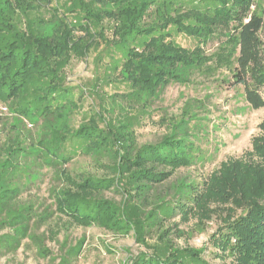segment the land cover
<instances>
[{"label": "trees", "instance_id": "1", "mask_svg": "<svg viewBox=\"0 0 264 264\" xmlns=\"http://www.w3.org/2000/svg\"><path fill=\"white\" fill-rule=\"evenodd\" d=\"M50 1L0 0V99L9 104V109L40 123L43 133L36 143L34 139H23L22 131H18L0 146V254L16 253L26 239L39 256L50 257L52 264H74L83 239L75 245L65 243L62 254L55 257L46 247L45 234L37 232L55 212L82 224L89 220L109 228L134 224L142 235L144 229L149 231L177 211L183 216L197 209L206 212L213 200L230 202L244 210L237 218H229L213 236L221 256L230 253L233 264H264V138L253 140L254 153L261 157V164L223 162L220 172L210 176L203 188L182 179L172 186L170 203L155 188L175 169L191 164L194 136L207 118L186 110L159 142L142 145L136 141L130 120L104 118L101 127L98 120L104 114L98 112L73 126V114L79 105L64 69L73 57L82 59L89 54L93 47L90 30V37L76 36L58 18L49 34L42 20L36 25L29 21L25 28L15 21L18 13L26 14ZM189 1L192 5L185 9L174 8L175 0L104 1V6L112 7L103 8V13L117 22L113 32L117 38L108 42V49L121 52L120 58L113 59L114 64L107 68L119 69V75L131 88L122 95L124 100L130 108L150 106L167 85L187 81L191 69L208 61L204 44L233 29L231 83L243 88L245 101L252 109L264 108V14L251 11V0H212L213 6L202 0ZM152 5L155 10L151 13ZM146 16L149 21H145ZM171 28L197 44L193 48L179 44L172 38ZM261 126L264 128V123ZM74 152L91 154L98 160L108 158L114 176H73L65 165ZM44 167L52 169L57 183L49 188L52 203L39 212L36 200L28 198L21 203L19 199L34 186ZM113 186L123 187L140 204L153 203L147 225L139 216H128L123 222L117 205L100 196ZM203 252V248H173L164 258L141 253L133 264H211Z\"/></svg>", "mask_w": 264, "mask_h": 264}, {"label": "rangeland", "instance_id": "2", "mask_svg": "<svg viewBox=\"0 0 264 264\" xmlns=\"http://www.w3.org/2000/svg\"><path fill=\"white\" fill-rule=\"evenodd\" d=\"M104 1L82 0L81 3L79 0H51L34 11L16 15L15 21L19 27L25 28L29 21H35L36 25L42 20L49 34L57 24L53 21L58 18L66 22L76 36L86 34V37H90L87 34L90 30L93 47L89 54L82 59L73 57L64 69L66 82L74 88L73 98L79 105L73 114L72 125L77 127L80 122L98 112L104 114L98 120L101 127H104V118L130 120L136 141L142 145L159 142L184 117L186 110L205 116L207 119L202 121V128L195 130L198 135L194 136L191 164L175 169L166 181L155 188L170 203L173 201L171 188L182 179L196 182L203 188L210 176L220 172L223 162L240 160L246 164H261V157L254 153L253 140L264 138V128L261 126L264 123V108L252 109L245 101L243 88L231 83L234 64V46L231 43L233 29L228 32L230 36L218 34L203 45L208 61L191 69L187 81L171 82L148 107L130 108L122 95L131 88L119 75V69L107 68L114 64L113 59L120 58L121 52L108 49V42L117 38L113 34L117 22L103 13V8L112 7L110 4L104 6ZM175 1L174 8L184 6L185 9L192 5L189 0ZM202 1L214 5L212 0ZM250 9L264 14V2L251 0ZM154 10L155 5H152L149 12ZM171 12L176 13L173 8ZM149 20L150 17L146 16L145 21ZM171 31L172 38L179 44L190 48L197 44L193 38L177 33L172 28ZM261 36L264 40V27ZM18 131H22V138L27 141L34 139L37 143L43 137L40 123L19 115L0 99V146L6 145L9 138ZM111 164L108 158L98 160L94 155L74 152L65 167L75 177L88 173L109 178L114 176V170L109 167ZM53 176L52 169L42 168L39 179L20 196V202L32 198L40 205L39 212L43 211L46 205L52 203L49 188L57 183ZM129 195L123 187L117 186L100 194L102 198L117 205L123 222H126L128 216H139L147 225V216L153 203L140 204L138 198H130ZM207 208L206 212L197 209L188 216L177 211L149 231L144 229L142 235L137 233L134 224L123 228H109L90 220L82 224L59 212L53 213L42 223L37 232L45 234L46 247L51 251V256L55 257L62 254L65 243L75 245L83 239L82 251L74 264H133L141 253L148 256L158 254L164 258L173 248H203V257L211 264H233L232 255L227 253L221 256L212 238L225 227L229 218H237L244 210L230 202L213 200ZM0 264H52V260L50 257L39 256L35 246L25 239L16 253L0 254Z\"/></svg>", "mask_w": 264, "mask_h": 264}]
</instances>
